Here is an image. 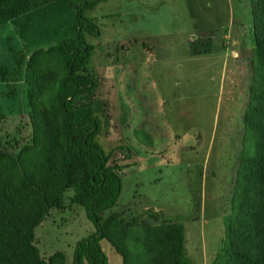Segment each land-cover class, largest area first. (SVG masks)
Returning a JSON list of instances; mask_svg holds the SVG:
<instances>
[{
    "label": "rangeland",
    "instance_id": "1",
    "mask_svg": "<svg viewBox=\"0 0 264 264\" xmlns=\"http://www.w3.org/2000/svg\"><path fill=\"white\" fill-rule=\"evenodd\" d=\"M73 1H97L84 16L99 29L98 36L85 35L95 47L89 68L97 86L76 103L92 105L101 123L96 142L119 166L127 165L119 173L122 186L118 201L103 218L111 212L137 216L156 211L169 222L183 224L184 249L192 264H211L222 245L223 219L231 210L245 140L242 116L253 84L251 62L240 63L233 86L234 80L221 71L215 49L204 57L199 53L200 45L193 43L195 37L210 33L190 32L184 18L182 21L173 11L162 10L142 13L141 23L155 22L157 31L172 35L169 44L163 47L157 41L150 56L138 46L140 61L137 53L121 59L116 44L120 24L115 0ZM207 2L200 4L205 12ZM192 5L188 0V6ZM219 5L222 9L227 4L220 0ZM230 5L234 28L242 33L243 27L250 35V0H230ZM188 16L192 27L207 31L220 15ZM76 21L75 8L58 0L0 26V67L11 70L7 83L0 82V111L4 114L0 120L1 151L16 153L30 139L23 81L26 59L33 51L75 39ZM217 35L218 31H211L214 48ZM162 88L170 93L165 94ZM160 90L168 102L158 101ZM180 136H185L187 150L179 154L176 141ZM152 146L157 149L156 156H151ZM94 231L84 209L70 205L64 211L50 212L35 229V243L42 257L62 252L65 264H72L76 243ZM99 244L107 264L121 263L106 241Z\"/></svg>",
    "mask_w": 264,
    "mask_h": 264
},
{
    "label": "trees",
    "instance_id": "2",
    "mask_svg": "<svg viewBox=\"0 0 264 264\" xmlns=\"http://www.w3.org/2000/svg\"><path fill=\"white\" fill-rule=\"evenodd\" d=\"M56 1L0 0V26ZM66 1L76 10L77 37L28 56L23 81L30 139L16 153L0 150V264H65L62 252L40 255L34 232L51 211L70 205L83 208L95 229L76 243L72 264H107L102 240L120 264H192L182 223L153 210L103 218L120 196L122 167L96 142L101 123L92 105L76 103L97 86L89 68L95 47L85 34L98 36L99 29L84 16L97 1ZM249 12L253 84L242 116L245 140L222 245L211 264H264V0H250ZM10 74L0 67V82Z\"/></svg>",
    "mask_w": 264,
    "mask_h": 264
},
{
    "label": "crops",
    "instance_id": "3",
    "mask_svg": "<svg viewBox=\"0 0 264 264\" xmlns=\"http://www.w3.org/2000/svg\"><path fill=\"white\" fill-rule=\"evenodd\" d=\"M191 1L193 5L190 8L188 6V0H115L116 20L118 24H120L117 27L118 30L116 44L118 51L122 55L121 59H124L127 54L137 53V55L139 56L135 57L138 61H140V54L142 53H140L139 49L137 51L138 46H141L142 51L150 56L153 51V46L157 41L163 47L166 43L168 45L170 40L173 39L171 37L172 35L166 33L161 34L159 31H157V29L155 28V22L141 23V14L153 12V10L154 13L161 10L164 13H171L173 11V13L180 16L179 18H181L182 21L183 18L185 19L186 24L190 27V30L188 31L194 33L196 32L201 35H203L204 33H210L209 35L202 37L203 40L205 39V41H203L201 37H195L193 43L200 45L199 53H203L204 57H206V54L211 49H215V54H218V57L221 59V71H224V73L227 72L229 74V79H232V81L234 80V82L232 83L233 86H236L235 81L237 80L236 78L238 76V73L241 71L240 63L244 61L251 62L252 58L254 42L253 37L251 38V23L249 24L250 35L246 34V31L243 27L242 33L236 31V29L234 28L233 20L234 12L232 6L230 5V0H223V4L225 3L227 5H225V8L222 9L219 5L220 0H208L209 3H206L207 12H205L202 5H200L202 4V0ZM237 2L240 3L241 0H237ZM190 13L195 15L210 13L220 16H218V22L214 24L213 28L209 27L210 29L208 28L207 31H205L206 28H200L197 30V28L195 29V27H192V24L189 22L188 16ZM198 17L201 18L200 16ZM212 29L214 31H218V38L217 42L215 43L216 48L213 47L212 43ZM135 35H139V37L141 36L142 38H133ZM162 90L165 92V94L170 93L164 88H162ZM158 92V101L160 103L168 102V98H165V96H163V92L161 90ZM176 144L179 154L181 151L187 150V146H185V136H180L176 141ZM121 149L125 150L124 148ZM151 149L154 151V154H152L151 156H156L157 154L155 153L157 149L153 146L151 147ZM166 151H168V147L165 149L164 154L166 153ZM114 159L117 163L116 158ZM125 166L127 165L120 167L125 168Z\"/></svg>",
    "mask_w": 264,
    "mask_h": 264
}]
</instances>
